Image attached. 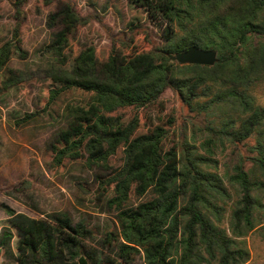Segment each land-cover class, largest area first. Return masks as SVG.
Segmentation results:
<instances>
[{
	"label": "trees",
	"instance_id": "obj_1",
	"mask_svg": "<svg viewBox=\"0 0 264 264\" xmlns=\"http://www.w3.org/2000/svg\"><path fill=\"white\" fill-rule=\"evenodd\" d=\"M31 1L10 0L14 29L0 46V73L12 57L23 56L21 30ZM130 3L162 26V44L148 34L151 48L138 51L139 25L132 23L106 61H99L93 46L68 59L64 52L70 38L86 24L68 0L51 17H62L66 28L51 46L59 66L48 69L45 81L48 109L67 94L77 97L65 110L67 128L51 142L53 163L86 159L90 168L102 170L96 192L109 199L119 227L103 235L101 247L87 248L94 232L71 216L36 220L4 206L9 218L0 222V248L11 244L17 264H137L138 258L143 264H248L250 254L239 239L254 232L264 238L259 217L264 210V107L258 102L264 89V0ZM193 47L217 51L216 65L171 59ZM168 90L189 113L204 118L208 155L196 152L184 137L168 148L180 120L176 113L167 124L143 131L141 111L156 107ZM226 108L239 113L218 117ZM128 109L131 117L122 113ZM256 135L257 143L250 145ZM226 141L240 154L229 177L240 195L232 210V236L221 227V204L231 194L224 178L206 169L217 167L215 151Z\"/></svg>",
	"mask_w": 264,
	"mask_h": 264
},
{
	"label": "rangeland",
	"instance_id": "obj_2",
	"mask_svg": "<svg viewBox=\"0 0 264 264\" xmlns=\"http://www.w3.org/2000/svg\"><path fill=\"white\" fill-rule=\"evenodd\" d=\"M68 0H55L51 4L32 0L27 7L26 20L21 30L23 56L15 55L0 73V222L9 218L7 206L16 214H24L31 219H50L51 215L67 214L75 224H83L94 232L87 248L101 247V240L107 231L119 227L117 212L109 207V199L99 196L97 177L103 173L98 168H90L86 159L66 161L63 166L53 163L50 150L55 135L68 126L66 107L73 94L65 95L49 109V92L45 89L47 71L51 66H59L51 46L56 36L62 33L66 24L61 17L52 20V15L63 9ZM78 15L86 19L72 35L65 49L69 59L85 47L96 48L99 61H106L118 37L130 34L132 23L139 25L136 30L134 48L147 51L151 48L148 34L156 43H163V28L147 20V13L134 7L130 0H71ZM14 29V9L10 0H0V46L12 38ZM119 50L127 51L120 46ZM71 64V61L68 65ZM258 102L264 107V89ZM37 113V114H36ZM131 117V109L123 111ZM177 114L178 123L168 148L179 145L182 137L195 151L208 155L205 142L208 132L204 118L189 113L179 96L168 90L160 103L149 111H141L143 131L151 126L167 124L168 117ZM239 112L231 108L219 111L218 117L237 116ZM35 115L29 118V116ZM29 118V119H28ZM195 123V126H194ZM183 127V135L181 126ZM181 132V134H180ZM259 135L248 143L255 145ZM217 167L206 169L224 178L231 194L230 199L221 205L223 212L222 228L232 236V210L240 199L238 191L229 182L240 154L232 143L226 141L215 151ZM247 170L252 163L246 161ZM233 195V198H232ZM264 203V197L262 198ZM264 222V210L259 212ZM1 238V234H0ZM250 254L248 264H264V238L259 232L250 233L246 240L239 239ZM242 246V247H243ZM12 245L0 248V264H17ZM137 264H143L138 258Z\"/></svg>",
	"mask_w": 264,
	"mask_h": 264
},
{
	"label": "water",
	"instance_id": "obj_3",
	"mask_svg": "<svg viewBox=\"0 0 264 264\" xmlns=\"http://www.w3.org/2000/svg\"><path fill=\"white\" fill-rule=\"evenodd\" d=\"M173 61L185 65H202L213 67L218 62V52L215 50H204L198 47L171 56Z\"/></svg>",
	"mask_w": 264,
	"mask_h": 264
}]
</instances>
